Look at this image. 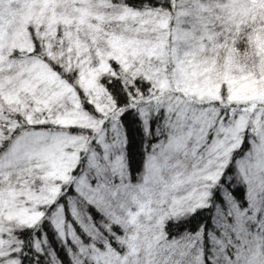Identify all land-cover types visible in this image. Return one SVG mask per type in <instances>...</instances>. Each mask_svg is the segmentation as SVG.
Returning a JSON list of instances; mask_svg holds the SVG:
<instances>
[{
	"label": "snow or ice",
	"instance_id": "obj_1",
	"mask_svg": "<svg viewBox=\"0 0 264 264\" xmlns=\"http://www.w3.org/2000/svg\"><path fill=\"white\" fill-rule=\"evenodd\" d=\"M0 264H264V0H0Z\"/></svg>",
	"mask_w": 264,
	"mask_h": 264
}]
</instances>
